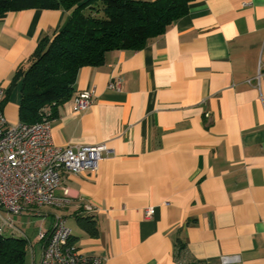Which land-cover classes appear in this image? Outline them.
<instances>
[{"label":"crops","instance_id":"obj_1","mask_svg":"<svg viewBox=\"0 0 264 264\" xmlns=\"http://www.w3.org/2000/svg\"><path fill=\"white\" fill-rule=\"evenodd\" d=\"M70 16L40 7L0 14L9 122L19 121V85L7 92L15 71ZM86 89L92 101L75 111L73 96ZM51 136L58 146L105 143L110 154L95 171L62 174L65 207L26 209L14 227L0 210L2 229L20 233L15 223L33 214L49 217L46 231L61 213L71 242L102 264H264V0H191L143 47L106 51L101 64L79 69ZM76 215L94 216L97 235Z\"/></svg>","mask_w":264,"mask_h":264},{"label":"trees","instance_id":"obj_2","mask_svg":"<svg viewBox=\"0 0 264 264\" xmlns=\"http://www.w3.org/2000/svg\"><path fill=\"white\" fill-rule=\"evenodd\" d=\"M191 0H0V14L27 7L71 10L69 20L51 37L41 38L25 68H18L7 92L19 85L18 120L33 123L49 107L74 92L78 71L99 65L111 49H139L187 12ZM4 100H2L3 102ZM89 235L98 233L92 215H76ZM0 227V264H26L27 240L5 235Z\"/></svg>","mask_w":264,"mask_h":264},{"label":"built area","instance_id":"obj_3","mask_svg":"<svg viewBox=\"0 0 264 264\" xmlns=\"http://www.w3.org/2000/svg\"><path fill=\"white\" fill-rule=\"evenodd\" d=\"M109 87L119 88V80L110 81ZM3 94L0 86V210L5 211L4 225L14 227V217L26 209L65 207L70 194L62 186V174L95 171L110 149L105 143L56 145L49 107L42 109L36 122H9L2 108ZM91 101V90L78 91L73 96L74 110H85ZM59 187L61 195L56 194ZM144 211L152 216L154 208ZM38 239L43 240L42 250L31 264H102L101 257L85 255L71 242V229L61 213L53 214L50 228L39 232Z\"/></svg>","mask_w":264,"mask_h":264},{"label":"rangeland","instance_id":"obj_4","mask_svg":"<svg viewBox=\"0 0 264 264\" xmlns=\"http://www.w3.org/2000/svg\"><path fill=\"white\" fill-rule=\"evenodd\" d=\"M48 220H49V217L33 215V214L26 215L25 217L21 216L19 218V221L15 223L20 233L10 231L9 229L3 226L2 231L5 235L19 236L22 232L21 230H23L24 233L27 235L28 241H27V248H26V264H30V255L33 249L32 246H35L37 249L36 244H38L37 242L39 240L38 239L39 232L42 231L41 230L42 228L48 225V222H49Z\"/></svg>","mask_w":264,"mask_h":264}]
</instances>
